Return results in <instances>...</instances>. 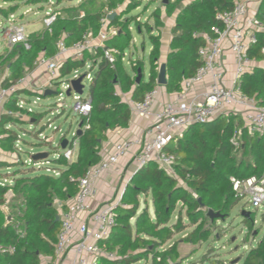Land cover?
I'll use <instances>...</instances> for the list:
<instances>
[{"label":"trees","instance_id":"obj_1","mask_svg":"<svg viewBox=\"0 0 264 264\" xmlns=\"http://www.w3.org/2000/svg\"><path fill=\"white\" fill-rule=\"evenodd\" d=\"M6 1L15 3L25 0ZM41 1L45 0H28L27 3ZM126 1L83 0L78 6L55 9L56 20L49 30L28 35V50L23 45H15L0 56V74L5 63L8 70L0 86H14L27 71L34 69V62L39 56L52 58L56 54L58 41L70 47L86 33L95 36L100 29V19L105 16L104 11L117 13L107 25V29L115 33L103 42V48L98 47L93 53H83L81 60L68 59L60 68V78L77 71L87 61H91L90 69H95L86 96L90 100V112L86 116H78L81 132L75 134L67 145L72 150L73 143H77L75 161L68 162L64 158L60 146L64 140L62 138L53 148L44 144L54 151L53 164L57 176L41 172L42 168L37 169L38 173L30 174L35 171L31 167V170L20 171L19 176L11 175V184H0V208L8 207L11 211L10 223L4 224L0 209V244L12 245L15 249L12 254L0 255V264H40L41 258L53 256L60 228L59 221H56L58 207L62 211L67 209V203L77 193L79 179L99 162V147L106 140V133L128 127L131 111L122 95H129L134 102L140 101L157 85L161 55L158 38H150L146 81L142 61L128 56L129 71L123 64L124 54L129 51L132 42L128 29L135 18L121 19L138 7L131 6L129 2L126 9H120ZM184 1L188 2L175 16L165 59L164 89L167 93L180 92L181 82L192 77L200 67L197 52L206 44L204 37L213 38L211 28H222L216 16L231 10L235 0H175V6ZM94 2H98V5L88 11L87 6ZM164 7L168 13L174 6L167 3ZM80 13H83V17H80ZM152 17L159 24V14L153 13ZM256 17L264 21V0L259 2ZM263 46V37L258 36L257 43L247 51V57L254 62L263 61ZM104 50L114 56L112 64L104 59ZM138 70L142 78L136 84ZM238 84L245 95L254 97L257 104L264 107L263 69L255 68L251 73L244 74ZM22 93L33 95L28 89H16L4 106L8 114L0 115V143L3 150L9 153L15 151L16 142L21 140L13 128L19 122L11 115L19 111L17 99ZM38 116L33 114L28 124L37 125L40 121ZM235 120L236 117L220 115L203 125L188 127L179 138L170 142L165 151L175 157L172 166L174 175L154 162L133 174L121 196V205L114 209V226L99 244L106 252L114 254L115 259H101L98 264H141L148 261L149 264H177L179 242L201 246L209 240L211 230L219 227V222L226 221L241 200L236 197L230 178L243 181L264 177V137L247 135L242 121L236 126ZM237 127L240 128L239 134L236 133ZM40 134L39 131L35 137L38 138ZM231 139L237 140L239 147H234ZM47 157L49 163V153ZM29 160L33 165L46 162L45 158L35 160L34 155ZM7 193L13 195L8 204L5 199ZM141 196L145 199L143 208L140 207ZM147 199L150 200L149 204L146 203ZM209 210L219 214L220 218L211 220L207 215ZM175 212L176 220L173 222ZM243 212L239 215L241 224L247 229L243 238L244 244H247L250 239L256 238L258 231H253L254 213L246 216L242 215ZM182 213L188 225L194 227L182 240L167 245L176 234L188 227ZM206 259L207 255L202 256V261ZM237 264H264V234Z\"/></svg>","mask_w":264,"mask_h":264},{"label":"built area","instance_id":"obj_2","mask_svg":"<svg viewBox=\"0 0 264 264\" xmlns=\"http://www.w3.org/2000/svg\"><path fill=\"white\" fill-rule=\"evenodd\" d=\"M49 2L53 3L51 0ZM256 11L251 10L247 2L235 0L231 10L216 16L222 28L213 27L211 31L214 37H204L206 44L197 52L201 65L192 77L181 82L180 92L175 99L153 111L159 90L155 87L140 101H124L129 106L131 114L148 120L146 128L138 135L115 143L110 152L99 151V162L90 167L79 179L77 193L67 203V209L62 211L58 207L60 228L53 256L41 258L40 264H98L101 259H115L114 254L106 252L99 244L107 238L114 226V209L121 205V197L115 205L108 203L93 210L89 207V201L97 194L96 184L102 175L132 150L135 172L154 162L170 175H174L172 166L175 157L165 149L190 126L203 125L220 115L240 114L247 130L264 137V107L259 106L254 97L245 95L238 84L239 78L251 73L254 67L253 61L247 57V51L257 43L258 36H262L264 40V21L256 17ZM108 15L110 14L107 13L100 19V29L95 36L86 33L79 42L70 47L58 41L56 54L52 58L39 56L34 62V68L47 73L49 79L53 80L58 66H62L68 59L81 60L83 53H93L96 48H103V42L115 33L114 30L107 29L110 21ZM55 20L56 14L49 11L43 18L44 29L49 30ZM1 29L0 42L6 47L23 45L26 50L29 49L28 34L25 33L23 25L10 20ZM227 54L233 58L232 79L229 82L222 61ZM261 54L264 56V46L261 48ZM126 56L125 53L124 58ZM104 59L110 64L114 62V56L107 50H104ZM80 77L78 71H74L71 79L63 83L62 89L65 94L71 88V81ZM82 78V84L84 81L90 82V72L83 74ZM24 82L23 77L14 86L7 88L0 86V115L7 113L4 109L6 102L18 89L16 87L22 86ZM201 85L204 86L203 91L198 95H192L195 88ZM57 94L61 101L62 94ZM70 96L76 103L75 108L71 110L78 116H86L90 112V100L87 97L83 99V92L82 95H77L71 91ZM7 127L10 128L9 125ZM231 144L239 147L235 139H231ZM76 145L74 142L72 150L68 146L62 150L68 162L72 161ZM230 182L237 198L245 199L257 211H264V177L243 181L230 178ZM14 250L12 245L0 244V255L12 254Z\"/></svg>","mask_w":264,"mask_h":264},{"label":"rangeland","instance_id":"obj_3","mask_svg":"<svg viewBox=\"0 0 264 264\" xmlns=\"http://www.w3.org/2000/svg\"><path fill=\"white\" fill-rule=\"evenodd\" d=\"M27 1L28 0L8 3L6 0H0V35L2 30L1 28L4 27L6 25V22L10 20L16 24L23 25L25 33L28 35L32 33H39L45 30L43 27V18L47 15V13H49V11L78 6L81 4V2H83V0H60L59 2L51 0L53 3L50 4L49 0H45L33 4H28ZM243 1L247 2V5L250 7V5L256 4V1L258 0ZM129 2L131 6L138 7L132 12L125 15L123 17L124 19H121V21H123L125 20V18H135L130 23L128 29L131 32L132 42L130 43L129 51L126 53L127 56L123 60V64L129 71L128 59H130V57L133 60L142 61L144 80L146 81L149 72L148 59L149 52L151 50L150 38H158L160 42V50L164 44L166 45L168 42H170V33L173 29V27L171 26L173 22L172 19H175L177 13L188 1H184L175 6V0H167V3H169L171 6H174L168 13H166L165 11L164 6L166 4L163 3V0H127L125 4L120 6V9H126ZM259 2L257 3L258 5H255V8H253V10L258 9ZM139 3L140 5H138ZM97 5L98 2H94V4L92 5L89 4L87 6V10L91 11ZM104 12L106 16L107 11ZM153 13L159 14V24H157L155 19L152 17ZM109 14L111 15L112 13ZM80 15H83V13H80ZM137 29H139V31ZM7 52H9V48L0 42V56ZM6 65L7 63H5L1 68L0 82L8 74ZM253 65L254 67L252 71L255 68H261L264 70V60L258 62L253 61ZM58 67L59 69L56 73V77L53 80H50L49 75L47 73H44L42 70H37L36 68H34L31 71H27L24 74L25 82L22 84V86L20 85L16 87L18 89H21V87L28 88V90H30L33 95H28L27 93L20 94L19 98L17 99L19 111L11 115L19 122V124H17L13 128L16 130L18 136L22 141L19 140L18 142H16L14 146L15 151L12 153L4 151L0 143V184L3 186L11 184L9 180L11 175L15 174L16 176H19L20 171L31 170V167H33L35 171L31 172L30 174L38 173L39 171L37 169L42 168L41 172H46L52 174L53 176H57L58 173L55 169V165L53 164L54 151H50V148L48 146H45L44 144H49L53 148L58 144L60 139L64 138L67 141H70L72 139V135L77 134V130L79 129L78 126L80 124L79 117L76 113L73 112V110H71L75 108L76 103L71 96L67 97L65 91H63L62 89L64 88L63 83L70 80L72 74L60 78L61 66L59 65ZM90 68L91 61H87L84 66L80 67L77 70L79 77H82V75L86 72H90L92 78L95 69L91 70ZM131 76H133V74H131ZM229 77V81H231L232 76ZM226 78H228L227 75ZM82 85L84 87L82 97L84 98L87 96L89 82L84 81ZM46 90H51L55 92L56 95L44 97V92ZM57 93L62 94L61 101H59L60 97ZM33 114H39L38 118L40 121L37 125L28 124ZM229 116L236 117V120L234 121V124L236 126H238L237 124L239 121H242L240 114H231ZM39 131L41 134L38 136V138H36L35 135ZM236 133H240L239 127H237ZM23 141L26 143H24ZM41 144L42 146H40ZM38 153H46L47 156L49 153L50 162H47L48 157H46V162L34 165L31 164L29 157ZM44 169H46L47 171ZM130 181L131 176H129V172L121 173L114 187L113 199L110 200L109 203L114 205L117 204L118 199L123 194L126 186L130 184ZM12 196L13 195L11 193H7L5 195V199L7 202L6 204H8ZM148 199L146 203H150V200ZM144 200L145 199L142 196L139 197L141 208H143L144 206ZM0 209L3 212L4 224L10 223L9 215L11 214V211L8 209V207H1ZM241 211L254 213L253 231L254 233L258 231V233H256V238L253 237L247 244H244L243 242V238L244 236H246L245 234L247 233V229L243 227V224H241V217L239 215ZM182 217L183 221L187 224L188 227L184 231L176 234L173 237V240L167 243V245H171L172 242L182 240L185 235L194 227L188 225L187 221L185 220L186 218L184 216V213H182ZM175 220L176 212L173 216L172 221L174 222ZM218 225L219 227L211 230L212 232L210 234L209 240L201 246H191L189 244L179 242L177 245V253L179 256L177 264H219V262H221L222 264H237L241 256L250 247H255L257 242L264 234V211L255 210L249 203H247L245 199L240 200L238 205L232 210L230 217L224 222H219ZM204 255H207V259L205 262L202 261V256ZM149 263L150 261H148L147 263L142 262L141 264Z\"/></svg>","mask_w":264,"mask_h":264},{"label":"crops","instance_id":"obj_4","mask_svg":"<svg viewBox=\"0 0 264 264\" xmlns=\"http://www.w3.org/2000/svg\"><path fill=\"white\" fill-rule=\"evenodd\" d=\"M260 0L256 1V4H252L250 5V9L253 10V8H255V5H258L257 3ZM172 27L174 26V18L172 19ZM171 35V33H170ZM171 42V40H170ZM170 42H168L166 45L164 44L161 47V55H160V60H159V67H158V76L160 73V69L162 65H165V59L166 56L169 52L168 50V45L170 44ZM223 67L224 70L226 72V75L228 78L227 81L229 82V76H232V69H233V58L231 55L227 54L224 58H223ZM165 79H166V75H165ZM156 87H158V96L157 99L155 101V103L153 104V111H157L162 104L167 103L173 99H175L177 97V93H167L164 89L163 85H160L158 83V77H157V85ZM204 89V86H197L194 90V92L192 93V95H198L200 94ZM122 99L123 101L126 100H131L129 95H122ZM148 124V120L146 119H141L138 118L136 116H134L133 114H131V119L129 121L128 127L125 129H116L113 131H108L106 133V140L104 142H102L100 144L99 150L101 151H105L106 152H110L112 146L115 143H119L127 138H131L135 135L140 134L147 126ZM242 126L244 129H246V127L244 126V122H242ZM247 130V129H246ZM247 135H253L249 130H247ZM73 137V136H72ZM78 146H75L74 149V155L72 158V161H75L76 156H77V150ZM132 156H133V150L125 157H123L119 163L115 166H112L108 171H106L101 179L97 182V194L95 195L94 198H92L89 201V207L93 210V209H97L99 206L108 204L110 202V200L113 199V191H114V187L116 185V181L118 180L119 176L121 175V173H127L129 172V176L132 177L133 173L135 172V166L132 162ZM54 170V169H53ZM83 217V216H82Z\"/></svg>","mask_w":264,"mask_h":264},{"label":"water","instance_id":"obj_5","mask_svg":"<svg viewBox=\"0 0 264 264\" xmlns=\"http://www.w3.org/2000/svg\"><path fill=\"white\" fill-rule=\"evenodd\" d=\"M55 2H59L60 0H54ZM67 1H73V0H67ZM163 3L164 4H167V0H163ZM116 16V13H112L110 16H108V19L109 20H112L114 17ZM165 75H166V71H165V65H162L161 66V69H160V73H159V76H158V83L160 85H163L165 86L166 84V79H165ZM142 78V74H141V71L138 70V73H137V77H136V84L139 83V81L141 80ZM82 77L81 78H78L77 80H73L71 81L70 85H71V88L68 89L66 91V96L69 97L70 94H71V91H73L74 93H76L77 95H82V92H83V85H82ZM55 92L51 91V90H46L44 92V97H50V96H55ZM78 130H77V134H79L81 132L80 128H81V123L79 124L78 126ZM69 141H67L66 139L62 140L61 142V150H64L66 149L67 145H68ZM47 157V154L46 153H38V154H35L34 155V159L35 160H41L43 158H46ZM198 202H200V200L198 199ZM250 212H243L242 215H248ZM208 217L211 219V220H214V219H217V218H220L219 214H215L213 213L211 210L208 211L207 213ZM56 221L58 222V216L56 217ZM238 262V261H237Z\"/></svg>","mask_w":264,"mask_h":264}]
</instances>
